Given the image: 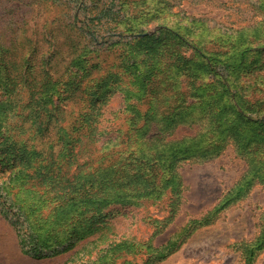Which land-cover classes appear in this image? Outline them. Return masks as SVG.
I'll list each match as a JSON object with an SVG mask.
<instances>
[{
	"label": "trees",
	"instance_id": "1",
	"mask_svg": "<svg viewBox=\"0 0 264 264\" xmlns=\"http://www.w3.org/2000/svg\"><path fill=\"white\" fill-rule=\"evenodd\" d=\"M71 3L78 14L69 26L80 24L73 33L82 42L56 39L33 65L30 46L20 70L2 54L21 51L27 36L0 44V213L8 220L5 209H15L18 247L35 259L98 233L68 264H158L181 236L264 185V0H246L253 18L236 28L210 26L173 0ZM107 66L112 80L104 83L94 72ZM116 94L122 105L103 128ZM179 126L195 132L175 137ZM228 144L246 170L212 208L160 245L153 238L163 228L144 240L113 232L124 210L159 204L164 217L147 218L164 227L181 193L179 164L211 160ZM263 248L264 220L242 244L243 264Z\"/></svg>",
	"mask_w": 264,
	"mask_h": 264
},
{
	"label": "rangeland",
	"instance_id": "2",
	"mask_svg": "<svg viewBox=\"0 0 264 264\" xmlns=\"http://www.w3.org/2000/svg\"><path fill=\"white\" fill-rule=\"evenodd\" d=\"M71 1L0 0V44L8 45L10 38L16 45L19 41L25 42L24 36L21 35L23 33L28 38L21 51L18 49L2 54L6 62L10 61L20 70L21 56L30 53V46L34 48L33 57L30 58L33 65L38 63L40 55L48 56L49 44H54L56 39H64L65 35L74 38L73 32L80 24L76 23L73 29L69 26L74 23L72 15L78 14ZM245 1L173 0V3L176 10H181L191 17L205 19L210 26L236 28L253 18L252 13L245 9ZM217 2L224 3L218 5ZM79 18L77 19L80 20ZM51 31L52 38L49 33ZM99 39L102 41L101 37ZM74 41L82 42V38H74ZM53 60L57 61L56 57ZM58 61L62 62L59 58ZM10 68L13 67L10 66L9 71ZM111 70V67L107 66L105 69H95L94 74L98 71L99 74H104L100 81L106 83L112 80ZM53 72L55 74V71ZM121 105L122 99L118 94L110 99L104 107L103 128L108 127L106 121L112 110L119 109ZM194 132L195 128L179 126L175 137ZM245 170L246 164L236 155L231 144L226 145L222 152L211 160L180 163L177 173L181 193L174 200L176 213L170 222L164 227L161 222L149 223L148 216L158 219L164 217V204H159L134 211L124 210L123 214L116 215L111 220L112 230L117 234H128L135 239L144 240L154 230L163 228L153 238V243L160 245L188 219L199 217L212 208L240 179ZM238 196L225 205L211 222L197 226L181 236L177 249L158 264H243L242 244L254 241L263 224L264 185L252 184ZM5 210L9 219H5L0 213V264H68L69 258L80 249L79 247L96 239L98 234L88 237L67 252L35 259L23 254L18 247L15 232L9 221L14 218L15 209L11 207ZM252 264H264V248L256 253Z\"/></svg>",
	"mask_w": 264,
	"mask_h": 264
}]
</instances>
